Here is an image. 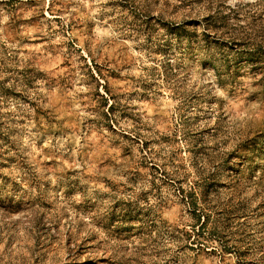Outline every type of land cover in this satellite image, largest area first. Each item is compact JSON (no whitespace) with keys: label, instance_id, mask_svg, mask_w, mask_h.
I'll return each mask as SVG.
<instances>
[{"label":"rangeland","instance_id":"obj_1","mask_svg":"<svg viewBox=\"0 0 264 264\" xmlns=\"http://www.w3.org/2000/svg\"><path fill=\"white\" fill-rule=\"evenodd\" d=\"M0 264H264V0H0Z\"/></svg>","mask_w":264,"mask_h":264},{"label":"trees","instance_id":"obj_2","mask_svg":"<svg viewBox=\"0 0 264 264\" xmlns=\"http://www.w3.org/2000/svg\"><path fill=\"white\" fill-rule=\"evenodd\" d=\"M183 191V190H182ZM189 194H191V193H189ZM191 204L193 205V206H195V207H197V203L195 202V201H191ZM200 216V215H199ZM203 225H204V222H202L201 223V227H203ZM240 256H244V252L242 251V253L240 252V254H239ZM243 262H245V261H243Z\"/></svg>","mask_w":264,"mask_h":264}]
</instances>
